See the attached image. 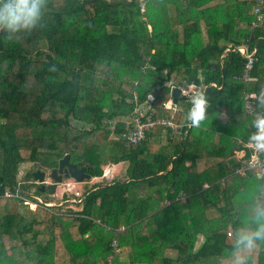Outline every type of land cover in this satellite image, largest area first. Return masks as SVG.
Here are the masks:
<instances>
[{"label":"trees","instance_id":"obj_1","mask_svg":"<svg viewBox=\"0 0 264 264\" xmlns=\"http://www.w3.org/2000/svg\"><path fill=\"white\" fill-rule=\"evenodd\" d=\"M98 3L89 17L86 6ZM252 6V0H49L42 27L19 41L0 30V264L104 263L113 240L128 251L122 264L230 259L234 238L227 232L235 234L251 202L264 198V176L230 174L226 160L252 131L241 91L264 89V5L254 27ZM239 45L256 49L246 85L234 78L244 63ZM182 79L204 85L207 118L165 144L169 130L156 124L143 142L125 146L136 109L167 116L163 103ZM179 104L174 120L186 124L190 98ZM214 142L210 156L219 151L223 159L197 170L196 157ZM66 153L90 178L108 162H126L125 174L82 189L73 196L79 201L64 194L47 206L55 196L41 194L45 182L33 192L24 182ZM25 163L33 168L20 177ZM179 190L184 202L174 199ZM30 203L36 207L22 213ZM251 264H264V251Z\"/></svg>","mask_w":264,"mask_h":264},{"label":"clouds","instance_id":"obj_2","mask_svg":"<svg viewBox=\"0 0 264 264\" xmlns=\"http://www.w3.org/2000/svg\"><path fill=\"white\" fill-rule=\"evenodd\" d=\"M48 4L49 0H0V30L7 33L8 40L19 41L25 34L43 26L41 22ZM255 99L258 107L264 108V89ZM190 104L186 120L190 126L198 128L207 118L208 100L204 91H195ZM251 127L255 130L250 132L249 142L257 152L264 153V112L255 115ZM261 251H264V198H257L247 208L227 255L231 264H251L253 254Z\"/></svg>","mask_w":264,"mask_h":264},{"label":"built area","instance_id":"obj_3","mask_svg":"<svg viewBox=\"0 0 264 264\" xmlns=\"http://www.w3.org/2000/svg\"><path fill=\"white\" fill-rule=\"evenodd\" d=\"M143 6V1H142ZM252 13L256 17L255 21H253L252 26H256L258 24V20L262 19V6L264 5V0H252ZM236 49L242 54L244 57V63L242 71L234 76L235 79L241 80L245 85L250 83L252 80L251 71L254 65V61L256 59L255 56V47L252 49L248 48V45H239ZM216 85L215 83H212ZM172 87H177L180 90L181 94L186 95L187 98H191L192 94L200 89V87L204 88V85L197 84L194 80L182 79L179 82H175L171 84ZM219 87V86H218ZM137 94L135 93V96ZM257 95L254 91H249L244 89L241 91V98L243 101L244 110L250 114L253 118L255 115L264 112V108H260L257 105V101L255 96ZM149 98H152V94H148ZM176 103L172 101V98L169 97L164 103L163 108L167 110V116L163 117H154V110L143 111L141 108H137L134 116L128 121V126L126 131L124 132L122 139L124 141L125 146H135L143 142L148 134L151 132L152 128L156 124H161L165 129L169 130L171 135L178 134L184 135L186 133L183 131L184 126L190 127V122L188 121L186 124L178 123L174 120L176 113L178 112V107H176ZM191 107V106H190ZM183 131V132H182ZM245 148L247 149V153H243V161L234 167V173L243 174L245 172H252L259 176H264V153L257 152L253 145L247 141L245 143ZM76 195H79V192H75ZM186 193L184 191H180L179 195L174 199L179 201H185ZM75 201V199H71ZM79 201V199H77ZM170 202L169 199L165 201V204ZM47 205V203H46ZM122 229V227H121ZM230 236L231 233L227 232ZM112 251L108 254L107 260L104 263L97 264H122L120 261H115L114 252H118L120 249L117 247L116 241L113 240L111 243Z\"/></svg>","mask_w":264,"mask_h":264},{"label":"rangeland","instance_id":"obj_4","mask_svg":"<svg viewBox=\"0 0 264 264\" xmlns=\"http://www.w3.org/2000/svg\"><path fill=\"white\" fill-rule=\"evenodd\" d=\"M87 14L88 16L90 17L92 14H94V10L96 8V11H98L100 8V4H96L94 7H92L91 5H87ZM111 163V162H108L106 164H104L102 167H103V170H104V175L105 178H112V176H117V177H121L125 174V169H126V166H127V163L126 162H118V163ZM58 165V163H57ZM35 167V166H34ZM57 167V166H55ZM31 168H33V165L31 163H25L23 164L20 169H19V176L21 177L22 175H25V173L27 172V170H31ZM37 169V168H36ZM34 169L32 171V174L33 172H35ZM38 169L40 170H43L45 172V178H44V182L45 183H42L39 185V190L41 192V194L45 195L46 193L49 194V191L47 189V185H46V182L47 183H50L51 182V177L49 176V169H43L42 167H38ZM33 177V176H32ZM22 179V178H21ZM32 181L33 183L31 182V180H28L27 182H24V183H20L21 185L24 184L23 186H27V188L29 190H32V192L34 191V187L37 186V183H39L37 180H35L34 178H32ZM100 181V179H94V178H90L89 180H86V181H75L74 179H63L61 183H59L54 191V196L52 198V202H48L47 203V206L49 205H56V204H59L61 202V197L65 194L64 198L65 199H70L72 198L74 195V191H78V192H81L82 189H85V188H89L91 187L92 185L98 183ZM19 184V185H20ZM44 185V189L45 190H41V186ZM61 195V196H60ZM63 198V197H62ZM63 198V199H64ZM39 199V197L37 198ZM55 199H59V201H55ZM41 200V198H40ZM67 204H70V202H66L64 203L63 205H67ZM36 207V204L35 203H30V205L27 206H22L21 207V212L28 215L30 214V209L29 208H34ZM228 235V234H227ZM230 238H228V240L230 239H233L234 238V233L231 234V236H229ZM63 252V251H62ZM127 249H120V254H119V261L120 262H126V257H127ZM58 257H61L62 255L60 254L59 256V251H58ZM222 264H231V261L230 259H225V260H222Z\"/></svg>","mask_w":264,"mask_h":264},{"label":"water","instance_id":"obj_5","mask_svg":"<svg viewBox=\"0 0 264 264\" xmlns=\"http://www.w3.org/2000/svg\"><path fill=\"white\" fill-rule=\"evenodd\" d=\"M172 99L174 102L178 100L185 99V95L180 94V90L177 87H173L171 90ZM254 131V127H252ZM234 158H229L228 163H232ZM49 176L51 177V182L47 184V189L50 194L54 193L57 185L62 182L63 179H74L75 181H85L90 178V174L84 171V167H78L75 163L69 161V154H64L58 160L57 167H53ZM33 177L38 182H43L45 178V172L43 170L37 169L33 172ZM44 185L41 186V190H44Z\"/></svg>","mask_w":264,"mask_h":264},{"label":"crops","instance_id":"obj_6","mask_svg":"<svg viewBox=\"0 0 264 264\" xmlns=\"http://www.w3.org/2000/svg\"><path fill=\"white\" fill-rule=\"evenodd\" d=\"M176 107H178V111L180 110V104H179V101L178 102H176ZM219 118H221V119H223V120H226V115L225 114H222ZM251 130H252V128H251ZM253 131V130H252ZM239 138V137H238ZM169 139H172V135L168 132V131H164V134H163V136H162V138H161V143L162 144H165L166 143V141L167 140H169ZM242 142V141H241ZM245 143L246 142H244V143H242V147L240 148V149H237V150H235L234 151V154L231 156V157H229V158H234V161L232 162V163H228V165H229V171H230V174H239V175H245V174H247V173H252V172H245V173H243V174H240V173H234V167L236 166V165H238V164H240L242 161H243V157H242V154L245 152V153H247V149L245 148ZM210 146H212L214 149L216 148V146H217V142H214L213 144H209L208 146H207V148H204L203 149V151L200 153V155L199 156H197L196 157V159H195V165H196V169L197 170H199V171H201L202 169H204L207 165H209V164H212V163H219L223 158H221L222 156L220 155V152L218 151V154H213L212 153V156H210V154H211V148H210ZM229 158H227L226 160L228 161V159ZM190 163V161H188L187 162V164H189ZM115 164V163H114ZM113 164V165H114ZM115 177V176H114ZM117 177V176H116ZM92 178H94V179H101V178H105V177H101V176H95V177H92ZM91 178V179H92ZM112 178H113V176H112ZM224 178H225V175H220V182H221V186L223 187L224 186ZM106 179H111V178H106ZM204 186H208V184H204ZM181 190H179V192H180ZM183 191V190H182ZM179 192L177 193V195H179ZM251 195H254L253 193H251ZM61 196V195H60ZM167 199L165 198L164 200H163V203L165 204V201H166ZM181 202H184V201H181ZM209 216H211V214H208ZM229 232V231H228ZM231 236V235H230ZM228 238H230L229 237V235H228ZM230 240H232V239H230ZM255 255L256 254H253V258L255 257Z\"/></svg>","mask_w":264,"mask_h":264},{"label":"bare ground","instance_id":"obj_7","mask_svg":"<svg viewBox=\"0 0 264 264\" xmlns=\"http://www.w3.org/2000/svg\"><path fill=\"white\" fill-rule=\"evenodd\" d=\"M172 88H173V87H172ZM180 94H181V93H180ZM183 95H184V94H183ZM170 97L172 98V95H170ZM185 97H186V95H185ZM186 98H187V97H186ZM172 101H173V99H172ZM178 101H179V100H178ZM178 101H177V102H178ZM173 102H174V101H173ZM174 103H176V102H174ZM104 173H105V172H104V170H103V173H102V174L104 175ZM103 175H101V177H105V176H103ZM44 181H45V180H44ZM44 181H43V182H44ZM85 181H86V180H85ZM47 184H48V183H47ZM77 192H78V191H77ZM74 194H75V191H74ZM75 195H76V194H75ZM79 195H80V192H79ZM79 195H76V196H79ZM71 199H75V200H77V199H80V197H78V198L72 197V198H70L69 200H71Z\"/></svg>","mask_w":264,"mask_h":264},{"label":"flooded vegetation","instance_id":"obj_8","mask_svg":"<svg viewBox=\"0 0 264 264\" xmlns=\"http://www.w3.org/2000/svg\"><path fill=\"white\" fill-rule=\"evenodd\" d=\"M50 172V171H49ZM47 183V182H46Z\"/></svg>","mask_w":264,"mask_h":264}]
</instances>
